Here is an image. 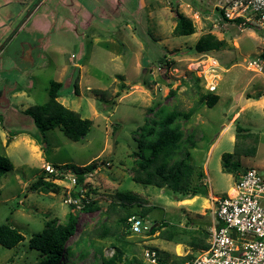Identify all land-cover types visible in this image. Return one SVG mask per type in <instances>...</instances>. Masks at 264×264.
<instances>
[{
  "label": "rangeland",
  "instance_id": "obj_1",
  "mask_svg": "<svg viewBox=\"0 0 264 264\" xmlns=\"http://www.w3.org/2000/svg\"><path fill=\"white\" fill-rule=\"evenodd\" d=\"M225 1L0 0V153L13 166L0 176V224H11L24 236L12 248L0 245V264H38L39 251L28 246L29 238L42 230L45 220L64 222L70 211L76 213L77 224L67 241L63 264H98L116 248L124 252L121 264H147L144 249L153 247V242L168 249L172 244L162 237L173 231L184 249L195 242L188 252L192 257L203 243L208 246L207 228L190 235L177 223L192 226V212L199 211L204 200L211 202L210 198L199 195L186 210L178 194L137 182L132 172L139 130L158 119L159 108L186 111L195 107L193 115L180 124L184 136L190 134L194 141L187 162L194 170L205 171L208 190L224 196L247 167L264 177V111L254 103L259 100L256 93H264V71L246 68V62L263 47L264 33L224 21L220 7ZM178 13L193 20L195 33L172 34ZM205 32L227 43L212 52L222 68L215 91L219 99L212 107L198 104L207 91L190 68L198 54L194 43ZM52 80L62 84L59 96L64 105L92 119L89 132L78 141L67 138L58 127L40 131L24 113L25 108L46 100ZM236 125L243 130L236 132ZM7 137L12 140L9 145ZM30 141L39 151L30 149ZM234 151L240 167L233 173L223 172L221 155ZM94 159L97 167L81 185L60 179L55 181L60 187L57 193L27 188L42 172L44 162L64 168ZM120 191L138 194L139 205L111 207ZM68 197L94 200L98 208L82 211L80 205L68 203ZM149 205L154 208L144 222L150 226L166 221V228L154 236L129 232L123 241L118 239L122 228L118 218L126 212L139 216ZM205 211L200 210L201 217L211 224L210 208ZM101 232L106 235L102 237ZM180 259L176 257L174 263Z\"/></svg>",
  "mask_w": 264,
  "mask_h": 264
},
{
  "label": "trees",
  "instance_id": "obj_2",
  "mask_svg": "<svg viewBox=\"0 0 264 264\" xmlns=\"http://www.w3.org/2000/svg\"><path fill=\"white\" fill-rule=\"evenodd\" d=\"M220 14L222 15L221 9ZM223 20L234 22L231 20ZM195 31L193 20L178 13L172 34L175 36L191 35ZM226 44L224 39L218 38L214 33L205 32L200 34L196 39L194 49L198 53H212L213 51L221 50ZM164 63L167 67L169 66L167 61ZM194 78L196 82L200 81L197 76ZM61 85L60 81H50L47 88L46 100L39 105L25 108L24 113L31 117L33 124L40 131L58 127L67 138L72 141H78L84 138L89 132L92 119L82 117L78 111L64 106L57 99ZM74 90L77 93L76 86H74ZM218 98L219 96L216 93L207 92L199 97L198 104L204 103L206 106L212 107L218 101ZM194 112L195 107H191L186 111H179L174 108L168 110L165 107H160L158 119H151L141 127L139 130L141 139L137 140L138 151L134 153L136 160L132 172L133 180L156 187H165L174 194L181 196L207 194L206 186L200 181L203 175L202 172H197L196 179H193L194 169L187 160L190 156L188 149L194 146V141L191 140L190 134L184 136L180 124L181 119L188 120ZM235 129L236 132L243 130L239 125H236ZM10 134V136L15 135L13 133ZM9 141L10 137H7L6 142L8 143ZM183 143H187V145L183 146ZM235 152H225L221 155V170L223 172L233 173L240 167L239 160L234 158ZM178 153H180V156L174 158ZM96 160L94 159L80 166L65 164V167L72 170L76 176V184L81 185L85 178L96 169ZM12 168L13 166L9 158L0 153V176ZM27 188L31 191L40 190L46 193H57L60 189L59 185L52 181L51 178H48L43 170L34 181L29 183ZM71 194L75 196L73 191ZM115 197L117 202L112 203L111 207L120 206L122 208H129L138 206L142 199L138 194L131 191L116 192ZM81 200L83 205L80 209L82 211H92L98 208L94 200H90L89 202H85L84 199ZM153 208V205H149L141 209L139 216L144 219ZM129 215L131 214L126 212L118 218V222L121 224L119 227L122 228L119 229L117 236L122 241L123 236L131 232L126 220ZM76 224L77 215L74 211L66 214L64 222H57L55 218L45 220L42 230L32 235L28 240V246L39 251L41 258L38 264H63V257L67 253L66 244L74 234ZM167 224L166 221H162L157 226L150 228L152 224L146 232L147 234H152ZM186 232L189 233V231ZM101 233H103L101 235L102 237L106 235L105 232ZM199 233L201 231L197 232L198 235ZM174 234V231L166 232L164 236L171 239ZM191 237L193 238V236ZM23 239V234L13 225L8 223L0 224L1 246L12 248ZM191 245H195V242ZM206 248L207 243H203L201 250ZM123 253L122 249L116 248L110 257H102L98 264H121L124 260L122 257ZM190 258H192L191 254L184 255L181 257L179 264H183ZM158 261L163 264L160 257Z\"/></svg>",
  "mask_w": 264,
  "mask_h": 264
},
{
  "label": "built area",
  "instance_id": "obj_3",
  "mask_svg": "<svg viewBox=\"0 0 264 264\" xmlns=\"http://www.w3.org/2000/svg\"><path fill=\"white\" fill-rule=\"evenodd\" d=\"M222 19L234 21L239 29L253 27L264 33V0H226L220 7ZM264 38V36H263ZM191 70L207 92L215 93L222 68L210 52H200L193 59ZM249 71H264V44L257 56L246 62ZM41 169L52 181L67 179L71 186L76 176L71 169L44 162ZM68 197V203L80 208L82 200ZM213 226L209 231L206 249L183 264H264V177L254 167H247L237 175L233 193L211 197ZM127 223L132 233L146 232L144 219L129 215ZM114 250H110V256ZM147 264H160L157 252L143 251Z\"/></svg>",
  "mask_w": 264,
  "mask_h": 264
},
{
  "label": "crops",
  "instance_id": "obj_4",
  "mask_svg": "<svg viewBox=\"0 0 264 264\" xmlns=\"http://www.w3.org/2000/svg\"><path fill=\"white\" fill-rule=\"evenodd\" d=\"M251 97V96H250ZM255 97L256 98H258L259 100H257V101H255L254 103L255 104H260V106H262V107H264V93H262V92H257L256 93V95H255ZM254 98V97H253ZM61 103H62V101L63 100H61L60 99V96L58 95V98H57ZM219 99V98H218ZM63 104V103H62ZM64 105V104H63ZM64 106H66V105H64ZM67 107V106H66ZM69 108V107H68ZM74 110V109H73ZM76 111V110H75ZM229 123H233V121H231V122H229ZM228 127H229V125H227L226 127H224V129H223V132L225 131V130H227L228 129ZM13 138H14V136H13ZM12 138V139H13ZM231 139H233L232 138V136H231ZM11 141L12 140H10L7 144L9 145L10 143H11ZM26 141V140H25ZM7 147V146H6ZM30 149L32 150V151H39V149H38V146L37 145H34L33 143H32V141H30ZM40 152H37V154H39ZM84 165V164H83ZM197 172H200V171H198V170H194V174H193V177H194V175L197 173ZM202 172V178H201V183H203L205 186H206V188H207V194L206 195H203V196H205V197H208V198H210L211 199V197H214V196H216V195H214L213 193H211L209 190H208V187H207V185H206V183H205V178H204V175H205V171L204 170H202L201 171ZM233 186H234V184H233ZM232 189H233V187H232ZM227 193H228V191H227ZM179 195V194H178ZM199 195H201V194H195V195H185V196H182V197H180V195H179V197H177L178 198V200L181 202V206H183L184 208H187L186 210H189L188 209V207L190 206H192L193 204H194V202L197 200V197L199 196ZM210 196V197H209ZM213 206V203H212V200H211V202L209 201V202H207V200H204V202L202 203V205H201V208L199 209V211H197V212H192L194 215H195V217H192V219L191 220H193L192 221V226H189L188 224H185V225H183L182 223H177V222H175V223H177L178 224V226H181V227H183V228H186V229H184V231L186 230V231H189V233L191 234V235H197V232L198 231H203L204 229H206L207 228V230L208 231H210V229H211V227L213 226V220L211 221L210 220V222H211V224L210 223H207L206 222V219H203V217H201L202 215H201V212H200V210H202V212L205 214V208H210V211H209V213H210V216H211V218H212V215H211V208H212V206ZM188 212V211H187ZM146 218V217H145ZM144 218V219H145ZM194 218H200V220H202V221H198V220H195ZM210 218V219H211ZM153 224H159V222H156V221H154V223ZM156 225V226H157ZM187 226L189 227V228H187ZM163 228H165V227H163ZM163 228H161V229H163ZM179 228V227H178ZM179 231H182V230H179ZM156 233L155 234H157V233H159V230H157V231H155ZM153 234V233H152ZM155 234H153L152 236H154ZM164 240H166V241H169L171 244H172V246H169L168 247V249L167 248H159L158 246H156V244L153 242V247H151V246H148V247H146V248H150V249H153V250H155L156 252H157V255H158V258L160 257V259L163 261V264H170V262L171 263H173V264H175L174 262V259L177 257V258H181V257H183L184 255H186V254H188V252L190 251V249L192 248L191 246H188V245H186V246H188L189 248H186V249H184V244L182 243V242H179V241H177V240H180V238H171V239H169V238H166L165 236H163L162 237ZM189 241V240H188ZM150 244V243H149ZM167 250H168V252H167ZM203 250V249H202ZM201 251V250H200ZM180 252L181 253H183V254H180ZM165 256V258H164V256ZM180 254V255H179ZM162 257V258H161ZM159 263L160 264H162L160 261H159Z\"/></svg>",
  "mask_w": 264,
  "mask_h": 264
},
{
  "label": "bare ground",
  "instance_id": "obj_5",
  "mask_svg": "<svg viewBox=\"0 0 264 264\" xmlns=\"http://www.w3.org/2000/svg\"><path fill=\"white\" fill-rule=\"evenodd\" d=\"M233 193V189L231 188L229 191H228V194H232Z\"/></svg>",
  "mask_w": 264,
  "mask_h": 264
},
{
  "label": "water",
  "instance_id": "obj_6",
  "mask_svg": "<svg viewBox=\"0 0 264 264\" xmlns=\"http://www.w3.org/2000/svg\"><path fill=\"white\" fill-rule=\"evenodd\" d=\"M157 224H153L150 228H152V227H154V226H156Z\"/></svg>",
  "mask_w": 264,
  "mask_h": 264
}]
</instances>
